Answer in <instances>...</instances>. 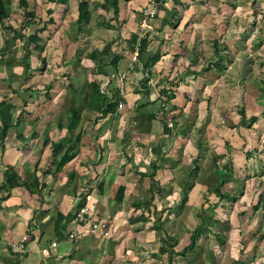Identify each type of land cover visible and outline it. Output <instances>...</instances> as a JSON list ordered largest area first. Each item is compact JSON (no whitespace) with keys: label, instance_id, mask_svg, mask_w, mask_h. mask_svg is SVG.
<instances>
[{"label":"crops","instance_id":"obj_1","mask_svg":"<svg viewBox=\"0 0 264 264\" xmlns=\"http://www.w3.org/2000/svg\"><path fill=\"white\" fill-rule=\"evenodd\" d=\"M80 1L91 12L82 30ZM29 2L45 23L42 50L31 44L26 58L22 39L15 57L29 68H0V264H264V0H119L117 14L112 0ZM149 2L159 14L148 53L129 68ZM127 70L115 113L84 110L89 83L117 88L111 76ZM70 85L81 109L73 131ZM139 108L156 115L149 132L133 120ZM78 133L76 156L53 174L52 145ZM216 165L230 175L220 187ZM9 169L19 183L6 189ZM33 177L40 194L25 186ZM194 232L184 256L160 252L173 240L181 252Z\"/></svg>","mask_w":264,"mask_h":264},{"label":"trees","instance_id":"obj_2","mask_svg":"<svg viewBox=\"0 0 264 264\" xmlns=\"http://www.w3.org/2000/svg\"><path fill=\"white\" fill-rule=\"evenodd\" d=\"M12 1L13 0H0V29L5 32V37L2 40V44L0 45V68H13V67H21L24 70L29 68L28 63L25 60L17 59L15 57V54L18 51V42L22 39L27 40V55L26 58H28L30 54L29 45L34 44L35 48L39 51L42 50V47L39 45L41 38L39 35L45 30V23L41 19H37L35 14L31 11H28V4L26 0H18L19 7L23 9V23L18 26L14 27L11 24H7L6 21L10 18L11 12H12ZM62 3L64 0H61ZM111 0H103L102 3H93V7L96 9L98 7L102 9H107L109 7ZM113 1V8L115 14H117V3L119 0H112ZM122 1H129V0H122ZM78 11H79V17L76 21V24L79 26V29L82 30V25L84 23H88L89 17H90V8L89 4L85 1H80L78 4ZM36 21V22H35ZM38 25H42L41 27H38ZM28 29V33H23V31ZM148 34V33H147ZM148 36L144 35L143 37H139L137 34H131L128 40V46L131 50L136 49L138 53V60L140 62L143 61L144 56L148 53ZM89 58H91L94 61H99V58L101 54L99 52L94 51L93 53L88 55ZM120 57H115L113 59V65L115 66L117 61ZM159 59V53L156 52L152 54L151 57L147 59V62H144L145 67L148 69L153 65L157 60ZM88 88L90 89L89 94L87 95L86 99V112H96L100 115V117H104L108 114H113L116 112L118 106L123 101L119 90L117 88H114L113 86L108 89L106 92H103L100 90V86L95 83L91 82L88 84ZM160 94L162 96H165L168 100L173 99V92L167 89H162L160 91ZM76 91L72 85L69 87L68 96L69 101L67 102L69 104L68 109V122H67V128L69 131L75 130V128L79 125L81 120V109L79 107L75 106V96ZM4 102H0V108L4 106ZM156 115L154 113H146L142 111L141 108L137 109L136 115L133 117V120L136 122V126L138 130H141L142 132H149L151 130V124L152 121L155 120ZM241 118L244 119V112L241 111ZM172 122V127H169V125L165 122H163V132L164 133H170L175 127L176 123ZM8 128L5 127L2 129L1 132L7 133ZM82 135L81 133H78L74 138H70L65 141H61L57 144H53V156L55 158L54 165H53V174H56L59 172L69 161H71L77 154L78 148L77 145L80 144ZM3 137L2 134H0V148H3ZM156 169V168H155ZM195 171H193L192 174H194ZM214 177L217 182H215V185L218 187L222 186L225 182H227L229 179H225L224 175L226 174L228 177L230 175L228 173H225L223 170H220L219 167L216 165L215 171H214ZM34 175V174H33ZM30 183H25V186L28 190H30L32 193H38L40 194L39 190V184L37 183V178L33 177ZM151 179H153V174H151ZM6 184L4 188L9 189L13 186H16L19 183V177L11 170L9 169L7 172V176L5 178ZM190 187L185 188V195L183 196V203L186 200V193ZM213 190V188L211 189ZM222 196L229 197L227 194H223ZM234 200V198H231ZM83 205V204H82ZM83 207V206H82ZM81 207V208H82ZM80 208V209H81ZM79 209V210H80ZM196 232L192 233L191 235V242L190 245L185 247L181 252H175L172 247L175 244L174 242L170 245V249H165L163 246L160 249L161 253H168V254H176L179 256H184L186 253L191 251L195 247L196 243ZM165 240H162L164 242Z\"/></svg>","mask_w":264,"mask_h":264},{"label":"built area","instance_id":"obj_3","mask_svg":"<svg viewBox=\"0 0 264 264\" xmlns=\"http://www.w3.org/2000/svg\"><path fill=\"white\" fill-rule=\"evenodd\" d=\"M158 14H159V7L154 2H149L146 6H144L140 10V19L138 22V29L141 35H146L153 29V21L158 16ZM137 60H138V53H137V50H135L132 54L131 65L129 66V68H131L132 64L136 63ZM127 75H128V70L119 72L116 75L111 76L110 78V81L115 80L117 82V88L119 90L120 95L123 94ZM107 87H108V84L106 83L100 87V90L103 92H106L108 90ZM89 199H90V196L86 195L85 200L88 201ZM88 216H89V207L87 205H84L76 214V219L79 222H86ZM94 228H95V225H94ZM73 237H74L73 234H71L70 238L72 239ZM25 240H27V236L23 237V242ZM52 246H55V244L52 243ZM20 248L23 249V245H21Z\"/></svg>","mask_w":264,"mask_h":264},{"label":"rangeland","instance_id":"obj_4","mask_svg":"<svg viewBox=\"0 0 264 264\" xmlns=\"http://www.w3.org/2000/svg\"><path fill=\"white\" fill-rule=\"evenodd\" d=\"M28 1V4L30 3L29 1L30 0H27ZM256 1V0H254ZM258 1V0H257ZM31 5V4H30ZM92 7V6H91ZM37 18V17H36ZM38 19V18H37ZM264 19V18H263ZM23 9H21L19 7V4H18V0H13L12 1V12H11V15H10V18L6 21L7 24H11V25H15L16 27L20 26L22 23H23ZM258 21L262 22L260 16L258 18ZM36 22V21H35ZM14 26V27H15ZM5 32H3L1 29H0V45L2 44V40L3 38L5 37ZM187 130V128H186ZM224 178L225 179H229L230 177H228L226 174L224 175ZM263 211V210H262ZM261 213H264L261 212ZM194 254V253H193ZM192 255V254H191ZM187 256H190V254H188ZM191 257H194L193 255ZM193 261V260H192ZM190 261L189 263L190 264H196L194 262Z\"/></svg>","mask_w":264,"mask_h":264},{"label":"bare ground","instance_id":"obj_5","mask_svg":"<svg viewBox=\"0 0 264 264\" xmlns=\"http://www.w3.org/2000/svg\"><path fill=\"white\" fill-rule=\"evenodd\" d=\"M262 49V48H261ZM263 50V49H262ZM258 58V57H257ZM235 74V73H234ZM232 75V74H231ZM118 89V88H117Z\"/></svg>","mask_w":264,"mask_h":264}]
</instances>
